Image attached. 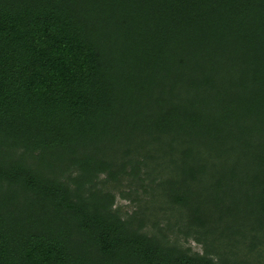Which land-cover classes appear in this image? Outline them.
<instances>
[{"label":"trees","instance_id":"obj_1","mask_svg":"<svg viewBox=\"0 0 264 264\" xmlns=\"http://www.w3.org/2000/svg\"><path fill=\"white\" fill-rule=\"evenodd\" d=\"M153 165L218 258L112 209ZM242 240L264 264V0H0V264H254Z\"/></svg>","mask_w":264,"mask_h":264},{"label":"rangeland","instance_id":"obj_2","mask_svg":"<svg viewBox=\"0 0 264 264\" xmlns=\"http://www.w3.org/2000/svg\"><path fill=\"white\" fill-rule=\"evenodd\" d=\"M145 170L147 174L143 173ZM145 170L139 174V178L142 179L124 176L125 178L119 180L120 182L108 179L107 184L102 185L104 189L113 193L112 209L116 210L122 219L132 217L134 226L140 225L149 236L161 237L183 249L187 248L190 255L207 252L212 257L218 258L217 251L222 247L224 249L225 246L228 247L227 241L216 236L211 226H206L205 229L190 226L184 210L177 205L168 204L160 193L161 190L154 180L161 174L155 173L154 165ZM103 177L104 174L99 175V179ZM205 230L209 232L206 233ZM247 244V240L233 241L229 247L234 245L230 250L241 258L254 259L255 264L260 257L259 250L252 252ZM260 247L264 245L255 246V248ZM239 256L234 257L238 259Z\"/></svg>","mask_w":264,"mask_h":264}]
</instances>
